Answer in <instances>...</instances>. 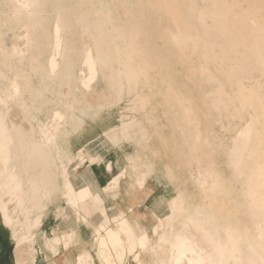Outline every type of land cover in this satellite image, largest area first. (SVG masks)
Masks as SVG:
<instances>
[{
    "label": "bare ground",
    "instance_id": "bare-ground-1",
    "mask_svg": "<svg viewBox=\"0 0 264 264\" xmlns=\"http://www.w3.org/2000/svg\"><path fill=\"white\" fill-rule=\"evenodd\" d=\"M122 104L108 163L83 144ZM7 241L61 245L51 264H264V0H0Z\"/></svg>",
    "mask_w": 264,
    "mask_h": 264
},
{
    "label": "rangeland",
    "instance_id": "rangeland-1",
    "mask_svg": "<svg viewBox=\"0 0 264 264\" xmlns=\"http://www.w3.org/2000/svg\"><path fill=\"white\" fill-rule=\"evenodd\" d=\"M81 72H82V67H78V73L80 74ZM78 88H79L80 92H83V91L85 92L86 98H87L89 104L87 106L82 104L84 107L78 106V105H75V106L78 108L84 109L86 111V113H90L91 110L88 107H89V105H91V109L98 113L99 109L96 105L97 103L95 101V95L100 96L102 94L107 93L106 92V84H105V81L102 79V76H100V75L98 76V78L92 84V89L90 90V92L84 90V88L82 87L80 82L78 83ZM63 91H66V89ZM80 92H77V94H80ZM70 100L72 101V97L70 98ZM123 107H124V104H122V106H120V107H116L114 110H107L106 111L105 117H108V118H110L112 115L114 117V115L116 114L115 115L116 120H114V122L111 125H109L108 127L104 126V125H100V126L96 127L92 123L89 124L90 127L94 130L93 136L86 139L84 141L83 145L85 147L88 144H90L91 142L96 141V145L94 147V150L91 153L92 156L98 155L104 159L110 160V161H108V163H114L115 157L118 155L119 156L121 155L119 153V151L112 144H110V142L104 137V132L107 129H109L110 127H113V126L119 127L121 125L118 114H120V112H121L120 108H123ZM53 109L57 110L59 108L53 107ZM51 116L52 115L40 116L39 122L43 126L48 128V126L51 124V121H52ZM99 117L101 118L100 114H99ZM106 123H107V121H102L100 124H106ZM127 134H128V132H127ZM125 151L128 154H130V153L134 152V148L127 147ZM114 155H116V156H114ZM124 166H125V163L122 162V167H124ZM87 167H88V164L83 166L80 171L84 172L85 170H87ZM120 167H118L120 170L114 168L111 171L112 174H110V177L107 179V183L109 185H112V183H113V181H112L113 179H111L112 177L113 178L116 177L119 172L122 173V172L128 171V169H126V170L122 169L123 170L122 171ZM127 181L128 180L123 181V182L126 183ZM58 206H61L65 209H67V206H66L65 202H63V201H61ZM56 208H57V206L51 207V214H50L51 217H50V221H49V225H48V229H47L49 235H50V231H52L53 229H57L56 226H58V224H59L58 222H60V220H61V219L58 220V218L56 217ZM65 225H66L65 222H60V228H64ZM6 238H7V235H6ZM42 238H43V234L40 233V235L38 237V243L36 246V248L38 250H40V247L43 245V239ZM67 241H70V238L67 239ZM59 246L57 247L56 253L54 251L48 250L46 252V255H48V258L45 259L44 255L42 253L37 254L33 249L30 250V249H27L26 247H22V246H20L19 248L15 247V246L13 247L10 244V242L7 241V242H5V244L0 249V264H9L11 262V255L12 254L16 260H18L20 262H25L26 264H51V262H53L54 258H56L57 256H59V254H61L60 248L62 246L61 245H59ZM68 247H70V246H68ZM27 251H29V252H27ZM91 252L95 254L97 251L92 250ZM97 262L99 263V261H97ZM131 263L135 264L133 262H131ZM119 264H124V262H122V260H121L119 262ZM141 264H156V258L154 256H152L151 254H147L144 257Z\"/></svg>",
    "mask_w": 264,
    "mask_h": 264
}]
</instances>
